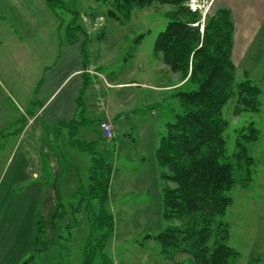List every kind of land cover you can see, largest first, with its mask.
Returning a JSON list of instances; mask_svg holds the SVG:
<instances>
[{
    "label": "rangeland",
    "instance_id": "374dc122",
    "mask_svg": "<svg viewBox=\"0 0 264 264\" xmlns=\"http://www.w3.org/2000/svg\"><path fill=\"white\" fill-rule=\"evenodd\" d=\"M61 1L64 9L57 13L62 21V31L67 25L78 26L81 34L77 32V36L79 39L86 38L87 41L84 51L91 61H87L85 71L94 72V79H91L88 87L91 89V86L97 85L92 93L98 99L97 103L95 101L97 111L90 112L89 117L100 119L99 123L107 121L112 128L111 138L102 136L104 143L99 145L101 150L107 151V159L113 167L112 186L109 187L104 208L112 216L114 227L103 248L105 257H95L89 264L189 263L192 261L189 253H163L159 243L153 240L156 234L167 227L179 224V221H166L162 217L160 194L163 188L174 185L160 180V170L154 159V148L162 130L159 129V123L170 120L166 117V110L178 109L177 102L173 99L166 100V97L175 89L187 88V77L171 72L162 63L161 54L153 51L155 38L164 30L168 22L167 15L174 7L154 1L148 7L134 8L125 16L112 1ZM212 1L187 0L184 3L189 11L197 13L200 33H203L207 17L216 11ZM237 1L253 8L248 3L250 0ZM239 15L242 16L241 13ZM247 15L253 18L242 22L237 20L239 24L233 25V55L231 50L230 58L235 68L234 86L247 77L260 89V96L256 113L236 112L237 89L233 86L234 97L222 111V117L228 123L224 132L226 157L233 164L236 162L231 156L236 152L238 131L245 128L244 134L249 136L247 127L250 125L253 128L251 135H254V139L244 142L250 161L241 163L235 171L236 181L228 194L231 198L230 205L225 214L216 219V222L225 225L227 239L222 243L235 253L229 264H264V12ZM256 16L258 20L255 19ZM140 35L141 39L138 38ZM132 82L137 85H128ZM155 102H162L163 108L151 112L154 115L157 113V117L137 112L139 120L135 122L132 110L145 109ZM103 107L106 117L101 112ZM2 110L0 107V112ZM125 115L131 116L125 118ZM85 133V130H81L77 138H85ZM1 141L0 139V143ZM68 141L67 135L61 134L60 142L58 141L60 166L64 169H70L69 163L73 158L71 153L79 154L77 149L69 148ZM22 148L23 144L19 151ZM79 157H83L79 171L71 169L63 172L56 183L58 202L65 212L58 223L61 240L31 257L30 249L25 262L85 264V258L91 256L98 235L90 239L91 213L87 210L88 201L83 200L85 192L78 194L77 191L80 185L83 186L82 191H86L88 187L91 161L88 154ZM15 187L17 186L12 187L15 192L20 190ZM71 209L76 212L72 213ZM89 209L97 211V202L91 201ZM70 223L73 225L71 228ZM54 233L51 230L48 235L52 236ZM213 242L212 238L210 247Z\"/></svg>",
    "mask_w": 264,
    "mask_h": 264
},
{
    "label": "trees",
    "instance_id": "16d2710c",
    "mask_svg": "<svg viewBox=\"0 0 264 264\" xmlns=\"http://www.w3.org/2000/svg\"><path fill=\"white\" fill-rule=\"evenodd\" d=\"M112 1L127 16L134 8L148 7L154 1L168 4L174 10L167 15L168 22L159 32L153 43L154 53L161 54V60L171 72L187 77L185 90L175 89L166 97L178 104V109L166 110V122H160L161 133L154 150V159L160 170V180L172 183L173 187L163 188L161 193L162 217L166 221H179L156 234L153 240L160 245L163 253H189L191 262L186 264H229L235 253L222 242L227 239L225 225L216 222L230 205L229 192L235 183V171L241 163L250 161L246 155L244 142L254 139L253 128H247L250 135L244 134L245 128L237 133L236 152L232 154L233 164L226 157L224 132L228 126L222 117V111L228 101L234 97V72L231 61L233 23L230 12L218 9L208 16L203 33H200V19L197 13L184 6L187 0H105ZM46 5L60 20L57 11L63 10L61 0H45ZM78 26L67 25L64 30L65 41L79 43L84 60L86 38L77 36ZM142 35L138 38L141 39ZM90 85L85 80L76 101V117L61 122L67 127L70 144L90 156L91 167L88 173V187L77 189L88 201L87 210L91 213L90 239L98 235L89 264L95 257L103 258V248L113 232V219L104 208L113 173V167L107 159V151L101 150L100 140L86 141L78 139V131L86 122L85 98L83 91ZM236 90V112L256 113L259 107L260 89L245 77ZM162 102L154 103L139 113H151L161 109ZM163 109V108H162ZM178 111V112H177ZM157 117V113H156ZM101 122L100 119L96 120ZM100 125V123H99ZM96 201L97 211L89 209V203ZM71 212H76L71 209ZM65 212L58 202L41 204L34 218V232L31 239V256L46 250L48 246L60 241L58 223ZM72 222H75L72 214ZM70 223V228L73 227ZM69 226V224H68ZM69 228V229H70ZM51 230L54 234L49 236ZM69 234L67 233V236ZM213 246H209L211 239ZM67 239V237L65 238ZM95 254V256H94ZM30 260V259H29ZM25 263H28L26 261Z\"/></svg>",
    "mask_w": 264,
    "mask_h": 264
},
{
    "label": "crops",
    "instance_id": "0c3cea01",
    "mask_svg": "<svg viewBox=\"0 0 264 264\" xmlns=\"http://www.w3.org/2000/svg\"><path fill=\"white\" fill-rule=\"evenodd\" d=\"M212 2L216 10L230 12L233 25L237 20L253 18L247 14L264 12L261 0L248 1L253 8L237 0ZM63 34L59 18L45 0H0V264H27L24 259L31 249L36 212L41 204L55 202L56 183L63 172H78L83 159L79 156L87 154L69 140V148L79 154L71 153L70 169L60 166L61 134L69 139L67 127L60 123L76 117V101L84 81L94 79L85 71L91 60L88 56L84 60L80 44L67 43ZM93 88L83 91L86 122L78 134L85 130L86 139H82L86 141L102 136L97 118L89 117L90 112L97 111ZM102 110L106 117L105 108ZM132 112H136L131 115L137 122L139 113ZM153 115L149 114L156 118ZM111 184L112 177L110 188ZM14 186L20 190H12Z\"/></svg>",
    "mask_w": 264,
    "mask_h": 264
},
{
    "label": "built area",
    "instance_id": "2783aa9c",
    "mask_svg": "<svg viewBox=\"0 0 264 264\" xmlns=\"http://www.w3.org/2000/svg\"><path fill=\"white\" fill-rule=\"evenodd\" d=\"M86 72L89 73L90 75L94 74V72L90 71V70H87ZM96 84H97V82H96ZM93 87H97V85H95ZM99 128H100V131H101V133H102V135L104 137L111 138V136H112V128H111V125H110L109 122L102 121V123H100V125H99Z\"/></svg>",
    "mask_w": 264,
    "mask_h": 264
},
{
    "label": "bare ground",
    "instance_id": "6f19581e",
    "mask_svg": "<svg viewBox=\"0 0 264 264\" xmlns=\"http://www.w3.org/2000/svg\"><path fill=\"white\" fill-rule=\"evenodd\" d=\"M103 136V135H102Z\"/></svg>",
    "mask_w": 264,
    "mask_h": 264
}]
</instances>
